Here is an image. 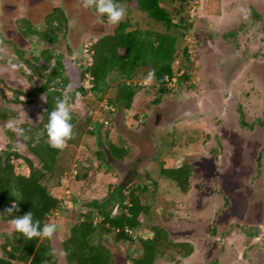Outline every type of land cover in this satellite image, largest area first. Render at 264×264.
<instances>
[{"label": "rangeland", "instance_id": "1", "mask_svg": "<svg viewBox=\"0 0 264 264\" xmlns=\"http://www.w3.org/2000/svg\"><path fill=\"white\" fill-rule=\"evenodd\" d=\"M161 3L181 25L178 33L148 17L134 1L119 3L126 8L122 21H128V30L176 33L177 65L187 70L189 78L182 83L170 80L171 84L165 80L161 92L155 79L145 84L150 67L144 66L130 80L110 73L105 91L95 94L87 75L85 97L78 96L69 105L77 124L73 127L74 143H67L57 157L55 168L63 170L62 175L59 180L58 176L44 180L61 200L57 216L49 220L62 223L50 239L58 264H67L61 242L69 234L68 227L80 212L96 211L97 207H88V203L105 200L107 185L116 188L118 196L122 186L133 182L150 186L144 200L151 209L141 219L139 234L148 237L152 226L158 225L172 243L192 246L187 257L179 253L181 247H164L154 264H264V0H191L183 7L175 0ZM60 10L69 19L66 33L64 39L54 38L48 49L67 56L80 69L92 62L87 50L91 43L119 25L85 9L82 0H2L0 22L5 31L0 33V148L10 140L6 132L9 123L19 129L22 123L36 125L41 121L44 92L33 99L22 95L20 103L12 102L11 97L13 90L26 94L49 79L46 74L37 76L29 63L34 65L33 57L48 47L39 39L52 34L45 30L42 16L47 11L61 16ZM24 16L38 23L32 24ZM183 46L188 49V58L182 53ZM123 81L135 91L130 108L116 100ZM105 119L110 124L106 125ZM94 127L101 132L100 137L91 132ZM14 134L16 150L34 159L19 133ZM109 141H116L126 151L125 160L102 150ZM173 155L176 166H192L186 194L161 173L162 161ZM13 162L16 172L28 173L24 160ZM78 170L88 172L87 180L74 183ZM76 191L82 198L77 205L71 197ZM12 230L11 221L0 220V256L4 255L1 233ZM133 235L132 243L118 245L106 236L113 264H132L141 254L138 232Z\"/></svg>", "mask_w": 264, "mask_h": 264}, {"label": "trees", "instance_id": "2", "mask_svg": "<svg viewBox=\"0 0 264 264\" xmlns=\"http://www.w3.org/2000/svg\"><path fill=\"white\" fill-rule=\"evenodd\" d=\"M122 1H134L138 9L145 12L148 17L164 23L167 29L174 28L178 33L181 25L173 21L171 14L162 5L161 0H116L117 3ZM175 1L183 7L191 0ZM60 12L61 16L52 15V12L45 15L44 22L47 24L45 30L49 29L52 34L50 37L43 36L39 40L47 43L48 47L44 51H40V55L33 57L36 61L34 65L29 63L37 76L46 74L49 79L46 80V84L33 87L26 94L19 90H13V97H11L12 102L20 103L22 102L20 99L22 95L33 99L40 93H45V105L40 111L41 121L36 125L22 123L19 126V129L23 128L29 137L25 140L19 134V139L34 159L16 150L17 137L8 127H6V132L10 140L5 148H0V213H3L5 208L11 207L16 202L19 212H15L14 215H23L31 211L34 220L41 221V227L49 223L51 216H57L55 213L61 204V200L54 193L52 187L44 182L47 177L58 176L59 180V176L63 172V170L57 172L55 168L60 150L48 145L45 132L48 113L53 110L57 98L68 95L70 105L72 99L75 101L76 97L83 94L82 97H85L88 90L84 87V80L87 75L92 83L90 89L96 94L105 91L110 73H117L123 80H130L144 66L150 67V71L154 70V79L161 92L165 90V80L176 77L178 82L182 83L189 78L187 70L177 65L179 51L176 48L178 39L176 33L142 30L140 28L128 30V21H121L112 33L95 39L87 49L91 51V64L88 66L81 65L80 69L74 61L66 58L67 56L60 55L61 53L58 51L59 54L57 55L49 50V45L53 43V39H57L59 36L64 39L66 33L67 18L61 10ZM20 32L26 36L23 29ZM17 52L21 53L18 50ZM182 53L188 58L186 46H183ZM52 61L54 64L51 63ZM136 86L134 85V87ZM118 90L116 100L123 101L125 107L130 108L135 94L133 86L123 81ZM9 113L15 114L12 111ZM71 115V123L74 127V124H77V116L73 111H71ZM91 132H96L100 137L101 132L97 128L94 127ZM188 132L192 136L190 138L192 140L193 132H190V129ZM67 143L72 144L74 140L71 139ZM106 147L107 149L102 150L108 151L113 158L125 160L127 153L119 148L116 141L107 142ZM173 147H175L174 143ZM98 156L102 155L98 154ZM16 159L25 161L28 168L27 174L16 172L13 162ZM161 167V173L171 178L182 193L186 194L189 191L192 173L190 164L181 163L176 166L173 155L165 158ZM78 172L75 173L74 183L87 180L88 172L82 174L81 171L78 170ZM107 188L108 196L105 200L101 203L97 201H94L93 204L88 203V207L96 206V211L86 209L80 212L77 220L68 227L69 234L61 242L67 264H113L114 257L106 244L105 239L108 240L106 236L111 237L110 243L118 245L124 242L132 243L136 238L133 235L134 232H138V240L142 250L139 256L132 259V264H154L157 257L163 255V248H168L169 245L181 247L183 250H180L179 253L183 257L191 254L192 246L190 244L172 243L167 238L166 230L161 226H152L148 237L139 234L143 226L141 219L147 217L151 209L150 204L144 200V197L150 192L148 184L133 182L127 186H122L118 196L115 195L116 188L112 189L111 185H107ZM81 190L82 187L79 191ZM79 191L71 192L72 201L75 205L81 204L82 201ZM12 218L8 215L0 216L2 221H11ZM56 225L58 229L62 228V223ZM66 226V224L63 225L65 228ZM1 236L4 237V242L1 244L4 255L0 256V264H15L16 262L58 264V257L50 239L26 240L14 230L10 234L1 233ZM159 236L161 237L159 238ZM50 253L55 254L49 255Z\"/></svg>", "mask_w": 264, "mask_h": 264}, {"label": "clouds", "instance_id": "3", "mask_svg": "<svg viewBox=\"0 0 264 264\" xmlns=\"http://www.w3.org/2000/svg\"><path fill=\"white\" fill-rule=\"evenodd\" d=\"M85 9H92L100 17H106L108 23L118 25L126 16V8L117 3L116 0H82ZM2 43V41H0ZM13 67H16L15 65ZM155 78V72L150 71L145 80V84H150ZM70 97L64 95L57 98L55 106L48 113V123L45 125L47 143L51 148L63 150L67 142L73 139L72 115L69 106ZM7 127L13 132H18L25 140L29 139L23 128L17 129L14 123H9ZM19 212L18 204L14 202L11 207L5 208L0 216H12L11 226L13 230L20 233L26 240L34 238L51 239L57 232L58 226L55 223H46L41 227V221L33 218L31 211L23 215H14ZM50 253L49 255H54ZM67 255V253H65ZM46 264V262H45Z\"/></svg>", "mask_w": 264, "mask_h": 264}, {"label": "flooded vegetation", "instance_id": "4", "mask_svg": "<svg viewBox=\"0 0 264 264\" xmlns=\"http://www.w3.org/2000/svg\"><path fill=\"white\" fill-rule=\"evenodd\" d=\"M0 4H2V0H0ZM52 9V8H51ZM50 11V10H49ZM49 11H47L42 17H44ZM25 18L27 17V20H30L33 23H38L36 21L33 20V18L31 17H28V16H24ZM32 19V20H31ZM68 19V18H67ZM69 20V19H68ZM1 22H0V33L3 32L4 33V29L1 27ZM70 28V25H68V29ZM6 39V38H5ZM1 40H4V37L1 39Z\"/></svg>", "mask_w": 264, "mask_h": 264}, {"label": "built area", "instance_id": "5", "mask_svg": "<svg viewBox=\"0 0 264 264\" xmlns=\"http://www.w3.org/2000/svg\"><path fill=\"white\" fill-rule=\"evenodd\" d=\"M89 64H91V61H90V63H88V65H89ZM170 80H172L173 82H175L176 77H172L171 79H168V83H169V84H171V81H170ZM111 110H112V109H111ZM103 122H106V125H107V124H110V122H109L108 119L103 120Z\"/></svg>", "mask_w": 264, "mask_h": 264}, {"label": "water", "instance_id": "6", "mask_svg": "<svg viewBox=\"0 0 264 264\" xmlns=\"http://www.w3.org/2000/svg\"><path fill=\"white\" fill-rule=\"evenodd\" d=\"M258 230V229H257ZM257 230H256V233H257Z\"/></svg>", "mask_w": 264, "mask_h": 264}]
</instances>
